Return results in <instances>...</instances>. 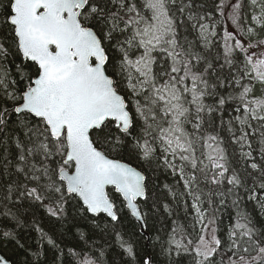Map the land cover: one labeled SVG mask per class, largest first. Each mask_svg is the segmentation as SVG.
<instances>
[{"label": "snow or ice", "instance_id": "1", "mask_svg": "<svg viewBox=\"0 0 264 264\" xmlns=\"http://www.w3.org/2000/svg\"><path fill=\"white\" fill-rule=\"evenodd\" d=\"M0 264H264V0H0Z\"/></svg>", "mask_w": 264, "mask_h": 264}]
</instances>
